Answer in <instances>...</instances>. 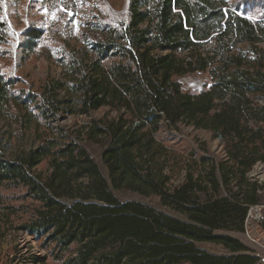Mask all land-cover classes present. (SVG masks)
<instances>
[{
	"label": "trees",
	"instance_id": "trees-1",
	"mask_svg": "<svg viewBox=\"0 0 264 264\" xmlns=\"http://www.w3.org/2000/svg\"><path fill=\"white\" fill-rule=\"evenodd\" d=\"M97 25L104 35L84 67L62 45L64 81L14 92L18 78L0 72V117L19 102L22 125L35 126L36 145L19 153L8 155L0 137V188L14 191L11 214L27 215L18 228L45 251L30 264H253L249 248L222 232H242L264 196V180L250 176L264 166V0H126ZM0 31V45L17 39L18 48L43 37L31 24L17 35L7 18ZM191 73L207 74L200 89L178 81ZM102 107L114 115L79 132L59 124ZM182 126L219 137L221 155L181 144Z\"/></svg>",
	"mask_w": 264,
	"mask_h": 264
},
{
	"label": "rangeland",
	"instance_id": "rangeland-1",
	"mask_svg": "<svg viewBox=\"0 0 264 264\" xmlns=\"http://www.w3.org/2000/svg\"><path fill=\"white\" fill-rule=\"evenodd\" d=\"M235 1L237 0H229L231 3ZM125 3L126 0H6L4 3L0 1V29L3 20L7 18L15 26L16 34L18 30L29 24L43 31L42 39L33 48H18L17 39L13 41V45L1 44L0 72L5 76L11 74L18 78L13 85L14 92H20L23 87L35 90L46 77L60 78L64 81L71 71L67 69V58L62 45H65L67 50H73L76 61L84 67L94 56L90 45L104 35L97 24L105 18L109 8L119 10ZM206 78V73H191L177 77L185 90L200 89ZM20 105L18 102L11 109L13 112L11 118L5 115L0 117V137L8 155L36 145L35 126L32 123L24 128L20 119L24 110ZM106 114L112 116L114 112L108 107H102L87 116L70 115L59 124L66 131L79 132L91 118ZM56 125V123L52 124L53 130H56ZM180 129V134L177 136L182 140L181 144L191 146L198 152H202L205 148L206 154L215 157L221 155V140L212 132L191 126H182ZM88 148L105 174L99 148L94 145H89ZM38 168L45 170V163L40 164ZM250 176L262 182L264 166L256 165L251 170ZM116 195L121 200L135 199L158 206V199L155 197H142L131 192H116ZM11 196H14V191L0 188V264H30L32 258L43 257L45 251L40 247L36 235L18 228L27 219V215L11 214L10 206L20 203ZM262 204H264V196ZM222 233L239 239L249 248V253L252 255L259 252L261 244H264V230L261 223H252L248 233L244 230ZM198 246L211 253H226V250L218 244L202 242L198 243ZM45 264L62 263L47 258Z\"/></svg>",
	"mask_w": 264,
	"mask_h": 264
},
{
	"label": "built area",
	"instance_id": "built-area-1",
	"mask_svg": "<svg viewBox=\"0 0 264 264\" xmlns=\"http://www.w3.org/2000/svg\"><path fill=\"white\" fill-rule=\"evenodd\" d=\"M264 222V204L250 205L244 220V231L248 233L252 223ZM255 261L253 264H264V244H261V250L254 254Z\"/></svg>",
	"mask_w": 264,
	"mask_h": 264
}]
</instances>
